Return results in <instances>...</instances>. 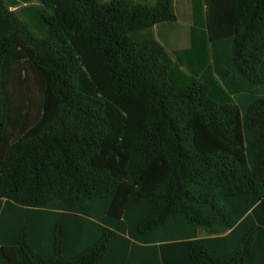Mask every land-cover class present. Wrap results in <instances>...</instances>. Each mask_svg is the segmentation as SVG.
I'll return each mask as SVG.
<instances>
[{"label": "trees", "instance_id": "16d2710c", "mask_svg": "<svg viewBox=\"0 0 264 264\" xmlns=\"http://www.w3.org/2000/svg\"><path fill=\"white\" fill-rule=\"evenodd\" d=\"M36 2L0 0V264H264V0L170 50L175 0Z\"/></svg>", "mask_w": 264, "mask_h": 264}, {"label": "rangeland", "instance_id": "374dc122", "mask_svg": "<svg viewBox=\"0 0 264 264\" xmlns=\"http://www.w3.org/2000/svg\"><path fill=\"white\" fill-rule=\"evenodd\" d=\"M6 2V0H3ZM139 3L146 5H152L155 0H134ZM176 2V16L177 21L175 23H164L154 27L153 32L155 33L156 39L163 42L167 49L182 48L186 45V31L187 24L190 23V10L186 0H175ZM186 1V3H185ZM32 3H37L36 0H32ZM25 23L28 24L30 31L36 35H40L39 26L36 23V18L32 16L20 17ZM163 29L168 30L170 33H166L167 37H172V42L163 35ZM175 40V41H173ZM218 80L217 78H215ZM204 237V236H202Z\"/></svg>", "mask_w": 264, "mask_h": 264}, {"label": "crops", "instance_id": "0c3cea01", "mask_svg": "<svg viewBox=\"0 0 264 264\" xmlns=\"http://www.w3.org/2000/svg\"><path fill=\"white\" fill-rule=\"evenodd\" d=\"M187 1V4L189 5V10H190V23L189 24H187V31H186V45L184 46V47H182V48H175V47H173V49H185V48H187V45H188V33H189V29L193 26V20H192V15H191V2H192V0H186ZM186 1H185V3H186ZM176 2V1H175ZM174 7H175V13H176V3H174ZM177 14V13H176ZM162 31H163V35L165 36V37H167V35H168V33H170L168 30H166V29H163L162 28ZM166 33H167V35H166ZM155 34V33H154ZM156 37V36H155ZM167 39H169L171 42H172V37H167ZM158 40V39H157ZM159 41V40H158ZM173 41H175V40H173ZM161 42V41H160ZM161 43H163V42H161ZM170 50V49H169Z\"/></svg>", "mask_w": 264, "mask_h": 264}]
</instances>
